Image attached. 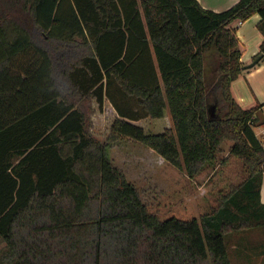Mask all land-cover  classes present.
I'll return each instance as SVG.
<instances>
[{"label":"trees","instance_id":"16d2710c","mask_svg":"<svg viewBox=\"0 0 264 264\" xmlns=\"http://www.w3.org/2000/svg\"><path fill=\"white\" fill-rule=\"evenodd\" d=\"M253 13L264 60V0L220 11L197 0H0V264H232L225 236L243 244L264 225V145L252 128L264 126V101L242 107L230 91L241 72L230 24ZM104 99L116 117L100 140L90 116ZM165 109L160 132L133 122ZM118 137L188 177L230 140L247 174L198 217L159 218L111 162Z\"/></svg>","mask_w":264,"mask_h":264},{"label":"rangeland","instance_id":"374dc122","mask_svg":"<svg viewBox=\"0 0 264 264\" xmlns=\"http://www.w3.org/2000/svg\"><path fill=\"white\" fill-rule=\"evenodd\" d=\"M209 104L210 114L220 112L214 105L212 95ZM92 107L90 132L100 140H106L116 113L106 99L101 106L92 100ZM133 122L140 125L145 132H160L171 125L167 109L162 117L147 116ZM252 128L264 145V126L256 124ZM230 144V140L223 141L217 160L206 165L194 177H188L152 149L128 137L110 140L107 153L113 165L135 186L149 211L159 218L173 215L189 219L215 207L220 196L246 176L242 160L228 154ZM243 234V244L234 242L229 235L225 236L232 264H264V252L261 251L264 248V225ZM244 248V255L236 253Z\"/></svg>","mask_w":264,"mask_h":264},{"label":"crops","instance_id":"0c3cea01","mask_svg":"<svg viewBox=\"0 0 264 264\" xmlns=\"http://www.w3.org/2000/svg\"><path fill=\"white\" fill-rule=\"evenodd\" d=\"M205 8L220 11L237 0H197ZM259 14L253 13L243 20H234L231 26L235 30L240 49L241 72L231 81L230 91L233 98L242 107H251L264 101V60L258 59L251 66H245L254 61L262 34L256 27ZM245 66V67H242ZM259 199L264 203V172L259 187ZM262 244V243H260ZM262 247V245H260ZM264 248L262 247L261 251Z\"/></svg>","mask_w":264,"mask_h":264},{"label":"water","instance_id":"95a60500","mask_svg":"<svg viewBox=\"0 0 264 264\" xmlns=\"http://www.w3.org/2000/svg\"><path fill=\"white\" fill-rule=\"evenodd\" d=\"M257 59H254V61H252L251 63H249L248 65H245L246 67L247 66H251L252 64H254L256 62ZM245 66H242V67H245ZM207 111H209V107L207 108Z\"/></svg>","mask_w":264,"mask_h":264}]
</instances>
